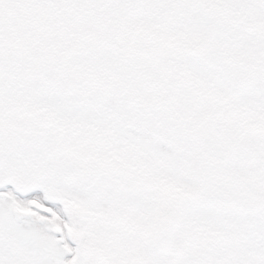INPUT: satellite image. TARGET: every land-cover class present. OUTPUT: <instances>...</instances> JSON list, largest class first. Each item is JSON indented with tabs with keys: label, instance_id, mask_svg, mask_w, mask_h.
I'll return each instance as SVG.
<instances>
[{
	"label": "snow or ice",
	"instance_id": "obj_1",
	"mask_svg": "<svg viewBox=\"0 0 264 264\" xmlns=\"http://www.w3.org/2000/svg\"><path fill=\"white\" fill-rule=\"evenodd\" d=\"M0 264H264V0H0Z\"/></svg>",
	"mask_w": 264,
	"mask_h": 264
}]
</instances>
